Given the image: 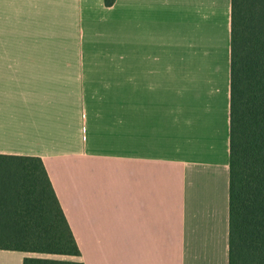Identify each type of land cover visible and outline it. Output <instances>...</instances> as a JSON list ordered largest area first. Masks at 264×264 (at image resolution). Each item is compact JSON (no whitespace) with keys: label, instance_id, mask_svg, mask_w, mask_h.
Listing matches in <instances>:
<instances>
[{"label":"crops","instance_id":"1","mask_svg":"<svg viewBox=\"0 0 264 264\" xmlns=\"http://www.w3.org/2000/svg\"><path fill=\"white\" fill-rule=\"evenodd\" d=\"M230 27L231 0H0V154L41 159L76 260L228 264Z\"/></svg>","mask_w":264,"mask_h":264},{"label":"trees","instance_id":"2","mask_svg":"<svg viewBox=\"0 0 264 264\" xmlns=\"http://www.w3.org/2000/svg\"><path fill=\"white\" fill-rule=\"evenodd\" d=\"M228 174V264H264V0H231ZM0 249L83 264L38 157L0 154Z\"/></svg>","mask_w":264,"mask_h":264},{"label":"rangeland","instance_id":"3","mask_svg":"<svg viewBox=\"0 0 264 264\" xmlns=\"http://www.w3.org/2000/svg\"><path fill=\"white\" fill-rule=\"evenodd\" d=\"M49 257V256H48ZM62 257H60L59 259H61Z\"/></svg>","mask_w":264,"mask_h":264}]
</instances>
